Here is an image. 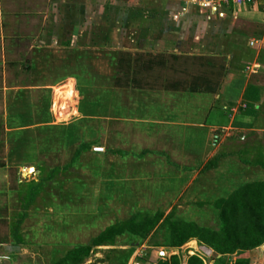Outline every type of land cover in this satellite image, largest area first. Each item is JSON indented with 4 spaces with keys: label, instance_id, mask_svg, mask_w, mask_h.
Segmentation results:
<instances>
[{
    "label": "crops",
    "instance_id": "1",
    "mask_svg": "<svg viewBox=\"0 0 264 264\" xmlns=\"http://www.w3.org/2000/svg\"><path fill=\"white\" fill-rule=\"evenodd\" d=\"M155 1L140 9L130 33L117 28L94 51L108 64V77L92 75L93 51L85 41L79 43L78 25H72L70 44L60 46L40 3L0 0V148L8 152L17 139L21 144L29 136L36 152H54L61 132L76 146L74 154L96 155V178L59 181L56 206L60 215H111L114 221L101 232L127 223L138 211L171 214L174 221L216 229L219 201L264 183V0L218 10L201 0ZM60 51L65 54L59 56ZM120 52L143 59L161 54L164 63L154 66L151 76L140 70L146 81L139 87L118 86ZM171 55L225 59L216 92L167 89L172 75L185 78L186 71L190 75L196 69L193 63L180 64L183 59L172 61ZM96 77L98 84L93 83ZM67 84L66 102L55 108L54 99ZM248 87L257 97L254 110L245 106ZM91 92L97 95L90 97ZM22 144L25 149L27 142ZM40 228L31 233L33 243L19 234L17 241L0 242V262L147 264V257L153 259L163 248H182L169 246L166 227L137 244L121 242L126 235H119L99 245L74 237L71 229L53 230L51 238L40 239ZM89 247L88 255L68 256Z\"/></svg>",
    "mask_w": 264,
    "mask_h": 264
},
{
    "label": "rangeland",
    "instance_id": "2",
    "mask_svg": "<svg viewBox=\"0 0 264 264\" xmlns=\"http://www.w3.org/2000/svg\"><path fill=\"white\" fill-rule=\"evenodd\" d=\"M6 1L9 5H12L11 3L17 4L19 0ZM28 1H32L35 4L40 3L37 7L43 11L42 16L47 15V20H51L48 26L52 24L50 29L55 34L53 37L55 39L58 37L60 46L70 44L69 37L73 32L72 25H78L75 32L79 35L78 40L83 39L82 42L79 40V43L83 44L85 41L88 46H91L93 51L91 55L92 75L98 76L100 73L108 77L112 75L108 64H104L102 59L94 55V51L97 52L98 46L104 45V41H107L109 36H112L118 29L122 34L130 33L132 31L130 24L132 22L137 23V18L142 14L140 11L146 6L156 3L155 0ZM116 20H119L120 24L116 25ZM23 31L25 32V30ZM43 41L44 44H49L47 43L49 41L47 38H44ZM64 54L62 51L59 52V56H63ZM179 63L185 64L183 61ZM172 76L173 78L179 77L182 79L184 77V75H177L178 77ZM93 83L98 84L97 77L94 78ZM67 87L70 88L71 86ZM61 94L62 92H58L57 96ZM96 95V93L91 92L90 97H95ZM58 102H60V107L62 102L60 100ZM55 108H57L56 105ZM68 118H72V115ZM66 120L68 119L64 121ZM96 125L90 123V126L93 128ZM28 137L21 138V144L17 139L8 152L0 148V217H2L0 218V242L15 241L18 239L19 234V237L24 238V242L33 243L31 241L34 240V236L31 233L35 232V229L39 227H41V233L37 236L40 239L45 236L51 238L53 230L58 231L62 229L63 231H68L67 229H71L73 230L74 237L89 242L101 232L102 227L114 221L113 217L111 215L98 217L93 213L60 215L57 212L58 207L56 203L61 194L59 181L96 178L99 164L98 157L93 153H83L79 156L74 154L76 146L71 143L68 144L64 138V134L61 132L59 133L58 150L54 152H36L35 149L33 150L34 147L30 145V137ZM44 140L46 139L43 138V142ZM78 140L80 141L78 138L73 142H78ZM24 141L27 142L25 149L21 147ZM10 142H13V140L11 139ZM6 162L9 163L8 168L3 167V165H6ZM68 166L69 168H67ZM51 168H54V170H51ZM151 215L149 212L140 211L138 216L142 218L151 217ZM12 231H14V234H12ZM139 241L137 237L128 238V236L123 237L121 240V242H131L134 244L139 243ZM2 252L5 253L4 251ZM35 252H39L43 256V253L48 251L35 250ZM27 253L29 252L27 251ZM148 253L151 255L152 250L147 251ZM173 254L179 255L180 264H186L184 255H197L203 259V264H233L237 259H245L250 264H264V243L242 254L223 255L222 257L218 255L215 260L212 259V250L207 249L198 241L197 243L189 242L182 246V248H163L160 250V253H155V256L151 260L150 256L144 255L142 257L148 258L149 263L147 264H168ZM139 258L135 261L140 262ZM22 260L24 259L16 258L13 264H22ZM26 261L28 263L27 259ZM43 263L47 264V261L43 259ZM0 264L5 263L1 260Z\"/></svg>",
    "mask_w": 264,
    "mask_h": 264
},
{
    "label": "trees",
    "instance_id": "3",
    "mask_svg": "<svg viewBox=\"0 0 264 264\" xmlns=\"http://www.w3.org/2000/svg\"><path fill=\"white\" fill-rule=\"evenodd\" d=\"M163 57L160 54L143 59L142 56H133L130 52H120L116 61V74L120 77L116 76V85L126 87L131 84L134 87H139L143 81H146L139 75L140 70H144L147 76H151L153 67L161 66L164 63ZM171 59L172 61L183 59V63H193L196 69L190 75L186 71V77L183 79L174 78L167 82L165 84L167 89L216 92L225 73V59L205 56L180 58L176 55H171ZM139 61H142L140 65ZM159 75L161 74L159 73ZM67 86L68 84L62 86L58 91L62 94L56 95L54 106L58 107L57 102L59 100L62 102L67 97ZM251 91L252 88L248 87L244 95L245 106L248 107V110L255 109L254 102L257 100V97L251 96ZM218 206L220 208L218 229L201 227L194 222L174 221L171 214L163 217L162 213H155L151 217L140 218L138 216L140 211H138L127 223L107 227L92 239V245L102 244L119 235H126L128 238L137 237L140 243L150 233L163 227L170 231L169 246L181 247L194 238L207 249L212 250V259L214 260L218 255L222 257L223 255L242 254L264 243V183L244 187L233 193L228 199L219 201ZM89 253L90 247L75 250L68 256L76 257L79 254L88 255ZM183 257L186 264H203L204 262L197 255H184ZM168 264H180L179 255L173 254ZM233 264L250 263L245 259H237Z\"/></svg>",
    "mask_w": 264,
    "mask_h": 264
},
{
    "label": "built area",
    "instance_id": "4",
    "mask_svg": "<svg viewBox=\"0 0 264 264\" xmlns=\"http://www.w3.org/2000/svg\"><path fill=\"white\" fill-rule=\"evenodd\" d=\"M249 1H255V0H201L202 5L208 6L212 8L213 10H218L222 6H228V5H240L247 3Z\"/></svg>",
    "mask_w": 264,
    "mask_h": 264
}]
</instances>
